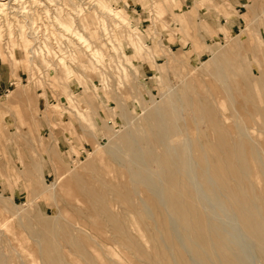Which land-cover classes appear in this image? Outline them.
Instances as JSON below:
<instances>
[{"label":"rangeland","instance_id":"374dc122","mask_svg":"<svg viewBox=\"0 0 264 264\" xmlns=\"http://www.w3.org/2000/svg\"><path fill=\"white\" fill-rule=\"evenodd\" d=\"M116 1L120 2L115 4L122 10V16H126L128 22H132L131 29L136 36L142 37L143 42L132 41L133 37H130L129 28L123 22H120L119 26L115 25L116 29L112 35L115 41L113 39L107 41L100 32H95L93 36L91 35L92 37L90 36L91 41L104 48L101 62L95 68L91 63L94 59L90 51L72 32L70 33L74 37L70 36V43L65 45L66 48H70L69 52H66L68 50L66 49L58 53L52 48L46 55L31 58L34 53L31 50L34 49L35 39L29 38L32 37L28 28L30 23L19 17V19H11L9 24L4 16H0V62L3 59L7 69L15 74L25 70L23 80H20L6 95L0 96V250H4L5 254H11L13 260L17 259L16 264H23L26 261L28 264L29 260H34L35 264H42L41 256L45 254L53 257L50 253L68 256L69 260L77 258L70 250L67 241L63 239L59 242L54 239L51 241L46 236L44 238L39 216L42 211L52 215L54 210L51 204L53 203L63 206L67 216L71 220L76 219L77 226L86 229L93 240L104 246L107 244L111 250L107 246L106 252L112 260L119 264H133L132 255L129 254L131 255L129 258L128 253L117 246L109 236L111 233H99L91 223L83 221L78 216L74 208L81 205V200L79 187L74 183L73 173H82L87 177L89 174L81 168L89 160L95 162V169L103 168L108 172L107 168L111 164L107 160L110 157L112 159L120 157L112 153L118 136L123 132L135 138L142 136L145 133L144 130L153 126L151 113L161 110L166 103H173L176 107L180 104L177 107L178 121L181 119L179 122L186 129L189 118L198 116L196 113L198 114L199 102L206 100L219 112H223V115L225 114L221 118L224 127L232 135L237 136L239 126L264 142V128L261 126L263 118L260 115L256 117L251 115L249 107L253 106V102L248 100L247 95L252 91H249L242 82L251 75L255 85H258L260 81L262 86L260 88L255 86L258 94L264 93V78H262L264 75V0H245V7L240 14V26L238 25L235 30H228L231 34L229 36L224 32L225 26L218 22L219 29L224 32L221 37L218 36L217 30H214L213 24L214 20H219L221 15L229 19L233 17V12L236 13L230 0H214L216 5L199 0H153L154 5H151V2L148 5L149 0ZM62 2L63 0H59L58 4ZM65 2L66 6L70 7L67 5L69 1ZM93 5L95 3L90 2L84 6L91 10ZM95 7V12L99 14V7L97 5ZM32 8L34 11H43L38 5ZM100 15L106 14L100 13ZM73 17L74 25L81 29L82 27L76 21L78 18ZM38 20H40L39 16ZM42 22L44 25L41 34L44 36L51 34L53 39H58L54 21L44 18ZM93 23L97 28V23ZM106 23L109 28L112 27L108 21ZM88 30L90 31L89 28ZM88 32L87 35L90 34ZM174 41L180 43L172 44ZM252 50L259 52L254 56L251 53ZM72 51L76 55L75 60L70 61L68 58L66 60L68 65L74 68V73L65 65L57 68L58 57L61 54L66 56L73 53ZM45 56L48 61L43 58ZM220 57H223L221 63L235 73L228 81L229 85L231 84V91L234 90L235 102L229 99L224 82L215 75V67H218L216 63L219 62ZM239 66H243V68L240 67L242 70L238 68ZM257 78H259L258 81ZM237 83L243 85L242 95L233 89ZM259 101L256 100V104L264 106V102L261 99ZM233 105L237 107L240 117L233 113ZM160 117H162L161 113ZM185 121H187L186 124ZM205 124L210 127L209 123L205 122ZM141 128L143 131L139 132L137 129ZM136 147L138 148L136 149L137 159L139 161L143 159L145 168L152 172L148 154L145 152L146 148L138 143ZM190 147L192 142L185 133L182 147L168 149L173 157H177L182 152L193 157V149ZM117 158L114 160L125 165L122 157L119 158L120 160ZM196 169L194 165H190L188 174L191 183L196 186L198 198L208 211V218L214 223L218 221L219 224L216 222L218 225L222 222L221 226L225 229L227 238H230L228 241L236 246V252L243 253L241 255L249 264H262L256 245L240 225L234 210L205 192L206 190L195 175ZM109 173L111 174L112 171L110 170ZM45 187H47V194L58 193V197L40 195ZM155 188L154 191L158 190L159 196L161 192L164 198L162 199L157 192L153 191L154 195L164 204L166 200L164 189L159 183L155 185ZM201 194L203 195L200 196ZM208 196L211 199L207 198ZM56 213L58 214L59 211ZM172 221L173 224H177L174 217ZM173 229L179 239L182 233L178 224L173 226ZM177 232H180L179 235ZM182 239L184 236L179 239L183 244L185 239L183 242ZM87 240L83 239L81 244L92 255L99 256V250H96L99 246L96 244L95 248ZM143 240L142 245L149 251L146 239ZM49 241L52 244H48ZM186 247L190 261L194 258L191 263L201 264ZM42 248L45 249L43 254ZM118 250L120 252L123 250V253ZM14 251L18 252L17 255ZM22 254L25 255V259ZM33 254L38 255V261ZM55 254L54 257H56ZM70 254L72 255L69 256ZM98 264H105V262L103 260Z\"/></svg>","mask_w":264,"mask_h":264},{"label":"bare ground","instance_id":"6f19581e","mask_svg":"<svg viewBox=\"0 0 264 264\" xmlns=\"http://www.w3.org/2000/svg\"><path fill=\"white\" fill-rule=\"evenodd\" d=\"M43 1L0 0V16H4L7 22L14 18L19 19V17H25L27 14H31L32 19H36L37 17V20L34 19L32 20L33 23L31 22V24H33L30 27L32 30V37H29L35 39L36 30L39 29L38 24H36L39 14H37L38 10L30 12L27 7L32 8V6L38 5L40 8L45 5L44 14L52 20L53 15L57 25L65 32H72V34L76 35L84 47L90 51V54L94 57H92L94 61L92 60L91 62L93 68L98 66V63L101 62L104 53V48L101 45L91 41V37L95 32H100L101 36L103 35V38L109 41L113 39L112 35L116 29L115 27L119 26L120 22H123L124 25L129 28L130 37H133L132 41L136 43L143 42L142 37L136 36L131 29L132 22H128L125 18L126 16H122V10L115 4L118 2L116 0L115 2H113V0H90L92 3H95L91 10L84 6L86 0H64L69 1L67 5L70 7L66 6V2L61 6L57 4L58 2L56 0ZM149 2H151V5L155 4L153 0H149L148 5ZM46 3H49L52 7L54 6L53 11L57 12V15L51 13ZM118 4H120V2H118ZM96 5L99 7V12L102 13V15L106 14L103 15L105 17L101 16L100 13L98 14L97 11L95 12ZM64 10L67 11L65 12ZM74 13L77 14L76 17L78 20L76 21H78L82 30L74 25ZM106 18L108 20H106ZM106 21H108L112 27L109 28ZM93 22L97 23V28H95V23ZM87 32L90 34L87 35ZM34 42L36 43V40H34ZM236 47L238 48V46ZM33 51L35 53V49H33ZM72 52L73 53H69L66 56L61 55L58 58L56 67L61 68V66L65 65V67H69V69L73 71L74 68L72 69L71 66L68 65V60H66V58L70 61L75 60L76 55L74 51ZM258 52L252 50L251 53L256 56ZM36 54L40 55V51L36 52ZM43 58L45 61H48L46 56ZM222 59L223 57H220V60H218L219 62L216 63L218 67H215V75L224 82L229 99L235 102L234 90L231 91V84L229 85L228 83L235 73L227 69L226 66L221 63ZM240 67L243 68V66L238 67L242 70ZM69 74L71 73H68V75ZM260 75L262 74L260 73ZM239 77L241 78V75ZM262 78H264V75ZM258 79L259 78H257V81ZM242 82L249 91H252V93L247 95L248 100L253 102V106L249 107L250 103L249 105L247 104L252 112L250 113L251 115L253 114L252 116L254 117L260 115V117L263 118L261 126L264 128V106H259V104L257 105L255 102L260 99L264 102V93L259 95L256 90V87H262L260 81L258 85H255L251 75H248ZM243 85L237 83L236 87L233 89L242 95ZM178 105L180 106V104ZM178 105L177 107H179ZM234 105L232 106L234 110L233 113L237 117H240L237 107H234ZM177 107L173 103H166L161 110H155L151 113L153 126L147 128L148 130H144L145 133L140 137L135 138L124 132L118 136L117 143H113L115 145L113 146L112 153L115 154V156L120 155L119 158L122 157V159H124L125 165H121L114 160L117 157L112 159L109 156L111 159L109 158L107 162H109L111 166L107 169L112 171L111 174L101 167H99L101 169H95L94 167L96 165L94 166L95 162H93V160H89V162L84 161L85 163L81 169L86 171L89 175L85 177L82 173H73V177L75 178L74 183L79 187L81 200V205L74 209H76L78 216L83 221L91 223L99 233H111L109 236L117 246L125 250L129 258L132 255L131 257L134 258L133 264H192L193 262L191 263V261H193L194 258H191L192 260L190 261L186 253L187 250H185L186 246V249H188L201 264H249L241 255L243 253L239 254L240 252H236V246L228 241L230 238H227V233H225V229L221 226L222 222L218 225V221L214 220V223L208 218V211L204 208L202 201H200L201 199L198 198L199 194L197 196L196 186H193L188 174L190 165H194V167L197 168L195 175L197 176L198 182L206 190L203 191L208 192L215 199H219L222 203L234 210V214L240 222V225L256 245L262 264H264V142L259 141L250 131L247 133L239 126L237 136L232 135L224 127L225 125L221 117L225 114L223 115V112H219L206 100L205 102H199L198 114L195 112L198 116H196V118H189L187 128L185 129L179 122L182 117H180L178 121ZM160 113L162 117L159 118ZM185 118V120H187V117ZM205 122L209 123L210 127H207ZM186 123L187 121H185V124ZM228 128H230V126ZM137 130L139 132L143 131L142 128ZM185 133L188 134L192 142V147L190 148L193 149V157L191 155L190 157L184 152L177 157L171 156L172 152L170 153V147H182ZM139 142L143 144L144 148L147 150L145 152L148 154V161L149 165L151 164L152 172H149L148 169L145 168L146 165H143V159L141 161L137 159L136 149L138 148L136 146L137 143L140 145ZM173 150L174 149H172V151ZM189 151L190 149L188 152ZM141 156L144 157L142 154ZM145 163L147 162L145 161ZM111 167L112 169H110ZM157 183H159L165 191L166 200L164 204L158 200L159 197L162 198L161 192L159 196L158 190L154 191ZM47 187L40 192V195L45 197L51 196L52 198L58 197V193L47 194ZM153 191L157 192L158 198H156ZM202 195L203 194L200 196ZM207 198L210 197L208 196ZM51 208L54 210L52 215L47 211H42L39 216L42 223L41 229H43L44 238L46 236V238L51 241H53L52 239L58 242L59 240L62 241L61 239L67 241L70 245V250L73 251V254L77 258H70L71 260H69L68 256H57L55 253H50L53 254V257L51 255H45L43 254L45 250H43V247L41 252L45 256L41 254L43 256H41L42 264H98V262L103 260L105 264H119L107 255L108 252L106 251H108V245L106 244L105 248L102 243L100 244L93 240L86 229L77 226L76 219L71 220V218L67 216L63 206L61 207L58 203H53L51 204ZM56 210L59 211L58 214ZM173 217L175 221H177L180 232L182 233L181 236H184L186 243L183 242L184 239H182L183 244L179 241L181 236H179L178 239L173 229V226L177 225L172 223ZM59 219L60 221H58ZM80 221L81 220H79V222ZM216 222L218 224H216ZM3 225H5V223ZM95 237L96 236H94V238ZM144 238L147 241V246L150 248L149 251L146 250L141 243ZM83 239H88L87 241L95 248L96 244L99 246L96 248V250H99V256H94L85 249L81 244L83 243ZM49 243L51 242L49 241L48 244ZM39 245L40 244H38V246ZM87 246L89 245L87 244ZM58 247L60 246L58 245ZM18 249L19 247L16 251H18ZM49 249L51 252L50 247ZM49 249H47L48 253ZM123 250H121V252ZM3 251L0 250V264H16L17 259L13 260L11 254L10 256ZM97 252L98 251L95 253ZM17 253L18 252H16V255ZM54 254L56 257H54ZM22 255L23 257L25 256L24 254ZM33 255L34 257L36 256L35 260H37L38 255ZM71 255L72 254L69 256ZM101 256L103 257L101 258ZM116 258H118V256H116ZM33 261L29 260L28 264H35ZM194 261H196V259ZM21 262L23 263L22 260ZM25 263L27 264V261Z\"/></svg>","mask_w":264,"mask_h":264},{"label":"crops","instance_id":"0c3cea01","mask_svg":"<svg viewBox=\"0 0 264 264\" xmlns=\"http://www.w3.org/2000/svg\"><path fill=\"white\" fill-rule=\"evenodd\" d=\"M200 2H209L213 5L215 4L214 0H199ZM198 1V2H199ZM234 6L236 13L233 12V17L227 19L223 15H221L219 20H214V30H217V34L221 37L224 32L227 36L231 35L228 30H235V28L240 26L239 22H241L240 14L242 13V9L245 7V0H230ZM157 12V11H156ZM185 12V11H183ZM158 15V12H157ZM188 20V17H187ZM219 23L222 26H225L224 32L219 29ZM227 29V30H226ZM179 40V39H178ZM180 43L179 41H174L172 44ZM4 61L0 62V96L6 95L7 92L11 91V88L17 85L20 80H23L24 71H19L17 74L12 73L11 70L7 69L4 65ZM158 65V64H157Z\"/></svg>","mask_w":264,"mask_h":264},{"label":"built area","instance_id":"2783aa9c","mask_svg":"<svg viewBox=\"0 0 264 264\" xmlns=\"http://www.w3.org/2000/svg\"><path fill=\"white\" fill-rule=\"evenodd\" d=\"M59 0H57V2H58ZM88 1V2H87ZM91 1L90 0H86V3H90ZM44 3V2H43ZM65 3V1L63 0V2H62V4H64ZM58 4V3H57ZM62 4L60 3L59 5H61L62 6ZM74 4H76V3H74ZM77 4H79V3H77ZM81 4V3H80ZM48 5V7L50 8V10H51V13H53V14H55V15H57V12H54L53 11V9H54V6L52 7L49 3L47 4ZM76 6V5H75ZM87 7V6H86ZM40 8H42V10L43 11H37V14H39V17H40V20H38V23H36V24H38V27H39V29H37L36 30V34H35V40H36V42L37 43H35L34 44V46H33V48L35 49V54L34 53H32V55H31V58H36V57H38L39 55L38 54H36V52H38V51H40V55H46L52 48L56 51V52H58V53H60V52H63V51H65L66 49H68V48H66L65 47V45H66V43H70L69 42V40H70V36H73L72 34H70V33H68V32H65L59 25H57L56 24V22H55V19H54V16L52 15V18H53V20L51 19V18H49V17H46V14H44L45 12V5L44 6H42V7H40ZM27 9L28 10H30V12H35L34 10H33V8H30V7H27ZM67 11V10H66ZM59 14V13H58ZM74 16L76 17L77 16V14L76 13H74ZM26 17V18H25ZM25 17H22V18H24V19H26L27 21H28V23H30V26L28 25V28L30 29V27H31V25H33V24H31V22L32 21H30V19H32V16H29V14H27V16H25ZM27 18H29V20L27 19ZM44 18H47V19H50V21H54V25L56 26V31H57V33H58V35H59V38L58 39H53L54 37H52L51 36V34L50 35H46V36H44V35H42L41 34V31H42V27H43V25H44V23L42 22V20L44 19ZM30 34H32V30L30 29ZM74 37V36H73ZM54 40V41H53ZM69 47V46H68ZM33 51V49L31 50V52ZM70 51V48L66 51V52H69ZM65 52V53H66ZM64 54V53H63ZM62 55V54H61ZM60 55V56H61ZM59 58V57H58Z\"/></svg>","mask_w":264,"mask_h":264}]
</instances>
